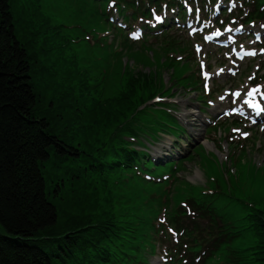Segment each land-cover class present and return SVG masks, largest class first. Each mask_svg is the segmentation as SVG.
I'll return each mask as SVG.
<instances>
[{
    "label": "trees",
    "instance_id": "trees-1",
    "mask_svg": "<svg viewBox=\"0 0 264 264\" xmlns=\"http://www.w3.org/2000/svg\"><path fill=\"white\" fill-rule=\"evenodd\" d=\"M11 1L0 0V229L6 233L0 235V264H74L83 252L93 259L85 231H78L82 214L58 224L50 197L59 195L64 172L72 171L80 185L94 175L88 155L72 140L77 109L72 98L42 100L38 53L19 40ZM118 106L127 111L125 102ZM109 227L93 226V246L105 244ZM103 252L106 262L115 263L121 251Z\"/></svg>",
    "mask_w": 264,
    "mask_h": 264
},
{
    "label": "rangeland",
    "instance_id": "rangeland-1",
    "mask_svg": "<svg viewBox=\"0 0 264 264\" xmlns=\"http://www.w3.org/2000/svg\"><path fill=\"white\" fill-rule=\"evenodd\" d=\"M76 2H79L80 0H75ZM23 0H13V10L14 15L16 19H22L18 23L17 30H18V38L19 40L24 43L28 44L32 47H36L33 45L34 39L32 36L27 32V21L35 24V20L30 17V12L25 10L24 8L18 9L22 4ZM46 4L52 8H55L57 10H60L66 15L67 20H60V22L64 23L65 25L70 26H76L78 28L84 27V23L77 20V17L82 13V11H85V8L81 9V11H78V8H75L74 6L70 5H62L60 0H46ZM88 10L90 9V5L87 6ZM44 12H38L37 13V20H41L44 17H53L50 12L43 10ZM46 12V13H45ZM28 13V17H27ZM56 17H62L60 12H56ZM49 24H52L53 26H57L53 21ZM51 29H53L52 26H50ZM86 28L93 29L92 30V40H95V45L97 44L98 40L100 39V35L104 38H107V36H113L116 34L114 30H109L107 27V24H104L102 20H98L97 22L90 25V23L86 24ZM62 33V32H61ZM64 38L69 42L78 43V38L73 33L68 32L66 35H64ZM123 38L118 37V41H116L115 46L112 49H109L110 57H109V66H105L107 68V74L105 77L101 72L95 73L94 77L98 79V81H102V84L104 85V95L105 98L102 99H108L110 97H113L114 93H116V88L124 83V78L127 75V79L131 78V74H134L132 77L139 75V73H145L148 74L151 79H156L157 84L162 83V80H165V83L167 84L168 88L174 87V82H172L173 78L176 76V68L174 67V71L172 69L173 65H169L171 69L168 66L170 58H172V63L174 62V58L177 57V55H169L164 52V47H160L157 45L151 46L148 49H144L142 51H134V50H127L123 56L114 58V55L112 54V51L114 52V49H118L119 47V40ZM56 42L58 43L57 39ZM103 45H107L105 40H102ZM97 46V45H96ZM59 47V44L57 45ZM130 48V46L126 45L123 46V50L127 48ZM37 48V47H36ZM138 48V47H137ZM134 49V48H133ZM107 51L103 49H95V54L97 56H102V58L105 59L104 54H106ZM64 55L67 54L66 51L63 53ZM57 56L59 58V55L57 53ZM75 57L79 61H86L88 58L80 51H75ZM98 57L97 59H99ZM162 60V65L164 67H160L159 61ZM181 61V60H180ZM56 64V63H55ZM101 64V63H100ZM46 66L47 69H49L50 64L48 63ZM80 68L85 69L86 66H88V63H85V65H79ZM101 66H103L101 64ZM163 68V69H162ZM86 70V69H85ZM180 70L183 72V69L180 68ZM129 71V72H128ZM190 71V70H189ZM188 71V72H189ZM127 72V73H126ZM92 73V72H91ZM126 73V74H125ZM125 74V76H124ZM59 78H57L58 82ZM128 81V80H127ZM47 82L46 79L41 81V84L44 85ZM122 88V87H121ZM121 93L122 90L120 89ZM176 95L170 98V100L176 102V106L178 108L177 114H182L184 112H189L188 108H191L192 106H196V104H199V107L203 105V103L197 102V95L200 93L194 92V90L185 91V89H176L173 91ZM116 95V94H115ZM45 103H48L47 98H42ZM126 99L124 98L123 101ZM122 100L119 101V103L123 102ZM138 101V100H135ZM166 101H169L167 99ZM129 102V101H127ZM104 110L103 112L111 115L110 112H114L113 108H108L107 106L102 105L101 106ZM160 110L159 108H156ZM121 111V109H119ZM175 113V112H174ZM177 114H174L177 115ZM180 116H177L176 118H179ZM181 119V117L179 118ZM186 125L191 128L193 131L194 126L191 125V119L186 118ZM85 122V121H84ZM71 127V126H69ZM86 127L88 128V124H86ZM87 137V133H86ZM168 139L165 138H159L154 143H151V146L147 147V152L150 153V155L153 154V151L157 149L160 154L165 150V144ZM206 152L208 150L204 149ZM202 150L201 152H205ZM194 154L191 159L187 163L184 164L185 168L179 173V177L182 178V180H186L190 182L191 184L201 185L203 180V175L198 171L197 166H203L206 171H212L213 173L218 172L219 174L223 175V177L226 179L227 188L229 187L231 190V194L240 197L243 200L253 203L255 205H263L264 202V166H259L256 163H254L252 160H249L248 158L242 156V157H235V165L231 163V168L234 169V172H228L225 170V167H220L217 165L216 161L214 159L209 158H199L198 159V151L191 150ZM205 152V153H206ZM201 155V153H199ZM153 158H155L152 155ZM156 159V158H155ZM198 160V161H197ZM204 171V170H203ZM180 190H188V187L182 186ZM231 205L233 202H230ZM88 214V212H85ZM60 222L58 221V224ZM0 233L4 232L0 229ZM236 245H239V241L235 242ZM158 256L152 259V263L158 260ZM217 264V263H214Z\"/></svg>",
    "mask_w": 264,
    "mask_h": 264
},
{
    "label": "snow or ice",
    "instance_id": "snow-or-ice-1",
    "mask_svg": "<svg viewBox=\"0 0 264 264\" xmlns=\"http://www.w3.org/2000/svg\"><path fill=\"white\" fill-rule=\"evenodd\" d=\"M259 90H260L259 87L253 88V89L248 93L249 97H251V96L253 95V93L258 92ZM234 94H235V95H239V93H234ZM221 99H223V97H221ZM246 103L251 104V101H250V100H249V101H246ZM252 106H253V107H258L257 105H254V104H252ZM234 111H235V109H234ZM234 131H239V129H235ZM241 135H243L244 137H247V136L249 135V133H247V132H242Z\"/></svg>",
    "mask_w": 264,
    "mask_h": 264
},
{
    "label": "bare ground",
    "instance_id": "bare-ground-1",
    "mask_svg": "<svg viewBox=\"0 0 264 264\" xmlns=\"http://www.w3.org/2000/svg\"><path fill=\"white\" fill-rule=\"evenodd\" d=\"M195 117V116H194Z\"/></svg>",
    "mask_w": 264,
    "mask_h": 264
}]
</instances>
